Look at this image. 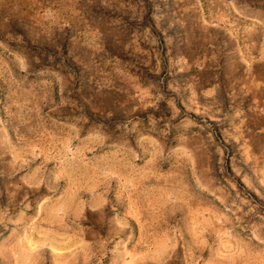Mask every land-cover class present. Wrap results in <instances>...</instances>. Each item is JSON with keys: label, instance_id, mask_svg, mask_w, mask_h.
<instances>
[{"label": "rangeland", "instance_id": "rangeland-1", "mask_svg": "<svg viewBox=\"0 0 264 264\" xmlns=\"http://www.w3.org/2000/svg\"><path fill=\"white\" fill-rule=\"evenodd\" d=\"M0 264H264V0H0Z\"/></svg>", "mask_w": 264, "mask_h": 264}]
</instances>
